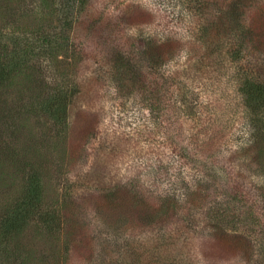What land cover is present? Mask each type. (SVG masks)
<instances>
[{"label": "rangeland", "instance_id": "rangeland-1", "mask_svg": "<svg viewBox=\"0 0 264 264\" xmlns=\"http://www.w3.org/2000/svg\"><path fill=\"white\" fill-rule=\"evenodd\" d=\"M65 3L66 0H0V27L28 34L38 28L44 17L49 22L57 21L61 4ZM98 4L99 9L104 7L103 0ZM111 6L110 13L119 28L112 37L122 45L132 43L137 49L146 39L163 37L177 41L174 46L178 50L186 46L189 24L180 10V0H116ZM251 19L255 40L264 45V0L255 4ZM70 46L67 58L63 53L51 60L52 72L46 71L45 76L52 84L74 88L87 82L101 53L94 43L77 40ZM61 64L65 68L57 67ZM12 85L10 90H3L6 99L0 100V145L4 148L0 156V208L20 194V168L31 163L42 178L44 206H53L56 215L61 216L55 235L34 224L21 233L19 245L28 250L27 264H130L120 255L125 235L136 237L143 247L147 232H159L176 221L183 220L185 224L188 213L200 214L209 193L220 197L237 183L252 190L261 183L258 176L262 171L256 165L238 173L237 168H242L228 160L227 155L212 160L190 153L194 149L191 142L194 144L205 131H209L208 136H220L214 143L211 141L209 149L206 147L207 153L220 142L235 143L238 124L220 130V123L230 119L236 104L231 88L221 82L216 89L200 91L196 99L200 104L195 113L197 120L199 117L197 124L167 115L164 128L158 131L146 121L145 103L139 99L112 102V92L105 85L95 93L96 101L77 109L70 116L66 131L57 135L39 117L18 113L21 108L14 101L20 95L27 99L36 90L28 74ZM92 86L97 89L95 80L87 89ZM190 135L193 136L189 140ZM101 139L109 140L116 148L105 149L100 145ZM103 151L110 186L118 183L123 187L117 188L121 192L118 198L110 186L102 192L89 191L80 188V181H76L77 176L97 163L98 153ZM201 176L207 179L204 184L208 191L193 186ZM125 182L128 188L124 187ZM186 184L183 195L171 197L174 189ZM238 191L242 192L240 187ZM254 211L264 217L261 204ZM148 213L155 216L147 218ZM187 223L192 224L185 230L187 235L191 233L190 252L198 255L197 264H261L255 247L245 236L217 226L211 228L202 220Z\"/></svg>", "mask_w": 264, "mask_h": 264}, {"label": "trees", "instance_id": "trees-1", "mask_svg": "<svg viewBox=\"0 0 264 264\" xmlns=\"http://www.w3.org/2000/svg\"><path fill=\"white\" fill-rule=\"evenodd\" d=\"M100 1L102 3V0H66L61 4L57 21L49 22L44 17L38 28L28 34L12 33L0 27V100L6 99L3 90L13 87L17 78L28 74L36 90L29 98L20 95L14 101L16 107L24 109L20 112L17 108L18 113L39 117L57 135L66 131L69 118L77 109L96 101L95 93L106 85L112 92V102L139 99L145 103L146 121L158 131L164 128L167 115L197 124L199 117L197 120L195 113L200 104L196 99L200 91L216 89L219 82L228 85L236 104L230 119L220 123V130L238 124L235 143L220 142L207 153L206 147L209 149L211 141L214 143L220 136H208L209 131H205L206 134L199 135V141L191 142L194 149L190 153L199 159L212 160L227 155L228 160L242 168H237L238 173L256 165L262 171L258 176L261 183L254 190L237 183L220 197L209 193L200 214L188 213L185 224L188 220H202L211 228L217 226L222 231L231 230L245 236L264 264V217L254 211L260 204L264 207V45L255 40L251 19L259 0H180V10L189 25L186 46L179 50L174 46L177 41L163 37L144 38L143 45L137 49L132 43L127 47L122 45L112 37L115 30L119 31L114 24L115 16L110 13L116 0H103L104 7L99 9ZM77 40L83 44L94 43L100 49L101 57L95 68L83 85L70 88L52 84L45 76L46 71L52 72L51 60L63 53L67 58L70 45ZM57 67L65 68L63 64ZM92 80L97 82V89L93 86L87 89ZM100 142L105 149L116 148L109 140ZM3 149L0 145V156ZM104 151L98 153L97 163L77 176L76 181H80V188L89 191L102 192L112 187L118 198L121 192L117 188L122 185L110 186L108 161H102ZM20 169L23 173L20 194L0 208V264L28 263L25 257L28 250L19 245L26 227L34 224L55 235L60 225L61 216L56 215V208L44 206L43 183L38 170L31 163H24ZM203 176L193 186L208 191L204 184L207 179ZM127 184H123L125 188ZM239 187L242 192L238 191ZM186 191L187 184L178 186L171 197H180ZM185 224L183 220L176 221L157 230L159 232H147L143 247L136 237L125 235L120 255L130 264H197L198 255L190 252L191 233L187 235L185 230L192 224ZM259 225L262 226L258 229Z\"/></svg>", "mask_w": 264, "mask_h": 264}]
</instances>
